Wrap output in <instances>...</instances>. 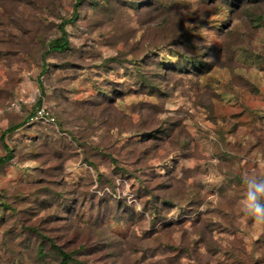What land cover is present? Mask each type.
<instances>
[{
	"label": "rangeland",
	"instance_id": "rangeland-1",
	"mask_svg": "<svg viewBox=\"0 0 264 264\" xmlns=\"http://www.w3.org/2000/svg\"><path fill=\"white\" fill-rule=\"evenodd\" d=\"M94 1L0 0V264H264V0Z\"/></svg>",
	"mask_w": 264,
	"mask_h": 264
},
{
	"label": "trees",
	"instance_id": "trees-1",
	"mask_svg": "<svg viewBox=\"0 0 264 264\" xmlns=\"http://www.w3.org/2000/svg\"><path fill=\"white\" fill-rule=\"evenodd\" d=\"M86 1H88V0H75L70 16L68 18H60V21H58L56 23L58 35H54L53 37L48 38L46 42H44L46 48L43 49V51L40 55L42 58H44V55L50 51L63 52L69 48L70 42H69V39L67 37V31L65 29V25L70 24L77 17L80 6L82 5V3L86 2ZM221 1H222V4L227 8L232 7V6H234V4L238 3L237 0H221ZM251 1H256V0H251ZM92 2L95 3L94 0H92ZM129 3L133 4V6H136V5L140 6L139 1L130 0ZM150 6H151V3L147 4L146 9H149ZM185 62H188V61H186L185 59L182 58L180 60V62H178V61L174 62L172 67H170L169 65L167 67H163V65L160 64V68L162 67L164 69L167 68V69H172V70L181 69V72H183L182 69L183 68L186 69V67L184 66ZM189 62L191 64L190 69H192L194 71V73H197V74H201V73L205 72L210 66V64L206 63V61H204V60L194 59L193 61H189ZM45 65H46V63L43 61L41 73L44 72V69H45L44 66ZM187 68L189 69L188 66H187ZM188 69H186V70H188ZM37 81L39 82V79H37ZM148 81L149 82H147V84L145 83L144 85L153 87L154 86L153 83H155V82H153L150 78H148ZM37 103H38V105L40 104V99L37 100ZM29 116H30V114L23 121L10 125L7 129H5L1 133L0 138L3 139L6 132L13 131L14 129L21 126L27 120V118ZM3 147H4V150H6L7 154L0 156V165L3 164L4 162H6L10 157L9 156L10 151H9V148L7 147V145L4 144ZM40 237H41V239H40V242L38 245V250H39L38 254L40 256H43L45 254L43 244H44V241L47 240V242L49 243V245L51 247V250L55 253L56 256H58L60 264H74L75 263L76 258L74 256V254L76 251H73V250L72 251H65L60 245L56 244L52 238L47 237L45 235H40ZM81 246H83V245L81 244L79 247H81Z\"/></svg>",
	"mask_w": 264,
	"mask_h": 264
},
{
	"label": "clouds",
	"instance_id": "clouds-1",
	"mask_svg": "<svg viewBox=\"0 0 264 264\" xmlns=\"http://www.w3.org/2000/svg\"><path fill=\"white\" fill-rule=\"evenodd\" d=\"M246 197L244 208L247 214L255 217L258 222H264V179L248 177L245 179Z\"/></svg>",
	"mask_w": 264,
	"mask_h": 264
},
{
	"label": "built area",
	"instance_id": "built-area-1",
	"mask_svg": "<svg viewBox=\"0 0 264 264\" xmlns=\"http://www.w3.org/2000/svg\"><path fill=\"white\" fill-rule=\"evenodd\" d=\"M41 110L38 111V113H40ZM41 114V113H40Z\"/></svg>",
	"mask_w": 264,
	"mask_h": 264
}]
</instances>
